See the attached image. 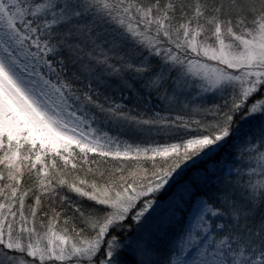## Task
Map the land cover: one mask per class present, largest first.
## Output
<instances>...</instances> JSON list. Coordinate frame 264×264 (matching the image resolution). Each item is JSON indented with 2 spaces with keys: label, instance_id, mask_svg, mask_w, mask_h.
Listing matches in <instances>:
<instances>
[{
  "label": "snow or ice",
  "instance_id": "1",
  "mask_svg": "<svg viewBox=\"0 0 264 264\" xmlns=\"http://www.w3.org/2000/svg\"><path fill=\"white\" fill-rule=\"evenodd\" d=\"M0 264H264V0H0Z\"/></svg>",
  "mask_w": 264,
  "mask_h": 264
}]
</instances>
